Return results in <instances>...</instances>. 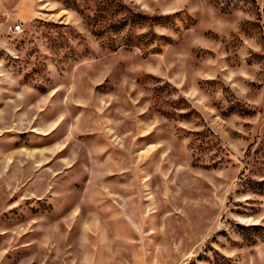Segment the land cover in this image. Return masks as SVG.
Returning a JSON list of instances; mask_svg holds the SVG:
<instances>
[{"label": "rangeland", "instance_id": "rangeland-1", "mask_svg": "<svg viewBox=\"0 0 264 264\" xmlns=\"http://www.w3.org/2000/svg\"><path fill=\"white\" fill-rule=\"evenodd\" d=\"M0 264H264V0H0Z\"/></svg>", "mask_w": 264, "mask_h": 264}, {"label": "trees", "instance_id": "trees-1", "mask_svg": "<svg viewBox=\"0 0 264 264\" xmlns=\"http://www.w3.org/2000/svg\"><path fill=\"white\" fill-rule=\"evenodd\" d=\"M134 18H139L140 21H137V22H150V23H153V22H157L160 24H164V22L162 20H166L165 18L159 16V17H147L145 15H140V14H135L134 15ZM133 19V18H132ZM127 21L128 19H123L122 21L118 22H114L110 25V32H113L115 35H117L119 33V31L125 27L127 24ZM132 23L136 22L134 21V19L131 21ZM127 36V35H126ZM130 38H131V35L128 34V37L126 38L127 41H125V43L123 44V46H126V47H137L138 45H133L135 43H130ZM157 38H162V37H158L153 31H147L146 33L142 34L139 36V39L144 41L145 45H149L150 43H152L155 39ZM139 40V41H140ZM139 44V43H137Z\"/></svg>", "mask_w": 264, "mask_h": 264}, {"label": "built area", "instance_id": "built-area-1", "mask_svg": "<svg viewBox=\"0 0 264 264\" xmlns=\"http://www.w3.org/2000/svg\"><path fill=\"white\" fill-rule=\"evenodd\" d=\"M23 30H22V24L21 23H18V24H16L14 27H13V32L14 33H20V32H22Z\"/></svg>", "mask_w": 264, "mask_h": 264}]
</instances>
